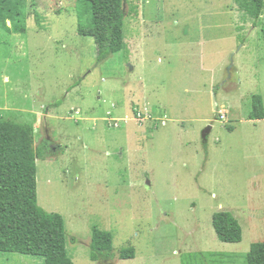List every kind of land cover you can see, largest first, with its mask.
<instances>
[{
    "label": "rangeland",
    "instance_id": "374dc122",
    "mask_svg": "<svg viewBox=\"0 0 264 264\" xmlns=\"http://www.w3.org/2000/svg\"><path fill=\"white\" fill-rule=\"evenodd\" d=\"M21 4L27 31L0 28V114L52 143L38 201L64 216L74 263L247 264L264 241V119H249L252 94L264 98V11L254 25L234 0H125L128 51L99 61L79 33L94 25L89 1ZM219 211L240 221V243L218 238ZM106 232L113 251L95 261ZM0 264L45 263L0 251Z\"/></svg>",
    "mask_w": 264,
    "mask_h": 264
},
{
    "label": "trees",
    "instance_id": "16d2710c",
    "mask_svg": "<svg viewBox=\"0 0 264 264\" xmlns=\"http://www.w3.org/2000/svg\"><path fill=\"white\" fill-rule=\"evenodd\" d=\"M92 5L93 26H79V33L93 37L99 61L110 54L128 51L126 41L125 0H87ZM238 8L258 24L264 11V0H234ZM39 22V14L35 12ZM0 28L9 33L27 31V12L21 0H0ZM250 120L264 119V98L252 94ZM230 131L235 126H227ZM52 143L44 139L36 145L35 125L0 114V251L40 256L45 264H75L67 247L66 224L59 212L46 211L38 201V159L46 158ZM218 238L239 243L244 238L240 221L230 211L213 215ZM96 230V229H95ZM110 232L105 233L98 251H113ZM213 254V253H212ZM211 254V255H212ZM136 248L125 246L120 258H135ZM214 256V255H212ZM247 264H264V241L254 242L246 255Z\"/></svg>",
    "mask_w": 264,
    "mask_h": 264
},
{
    "label": "built area",
    "instance_id": "2783aa9c",
    "mask_svg": "<svg viewBox=\"0 0 264 264\" xmlns=\"http://www.w3.org/2000/svg\"><path fill=\"white\" fill-rule=\"evenodd\" d=\"M75 114H81V109L75 110ZM137 117H138V119H140V120H143L144 118H146V116H144V114L141 113V112L138 113ZM147 117H148V116H147ZM221 117H225V115L223 114V116H221ZM109 119H110V123H111L113 126H116V127L120 126V125H119V121H121V119H119V118H114V117L109 118ZM164 123H165V122H164Z\"/></svg>",
    "mask_w": 264,
    "mask_h": 264
},
{
    "label": "crops",
    "instance_id": "0c3cea01",
    "mask_svg": "<svg viewBox=\"0 0 264 264\" xmlns=\"http://www.w3.org/2000/svg\"><path fill=\"white\" fill-rule=\"evenodd\" d=\"M116 104H113V107L115 106ZM109 113V112H108ZM112 114V113H111ZM165 124V123H164ZM240 243V242H239Z\"/></svg>",
    "mask_w": 264,
    "mask_h": 264
}]
</instances>
